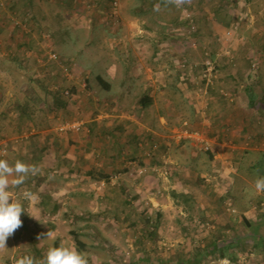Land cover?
<instances>
[{
    "label": "rangeland",
    "instance_id": "obj_1",
    "mask_svg": "<svg viewBox=\"0 0 264 264\" xmlns=\"http://www.w3.org/2000/svg\"><path fill=\"white\" fill-rule=\"evenodd\" d=\"M118 1V6L112 10L111 0H59L54 17V47L51 26H37L36 31L33 28L27 31L36 19L33 12L40 7L36 0L33 1L36 10L31 9L24 15L11 12L9 7L10 20L6 25L1 20L8 0H0V107L10 106L12 110V105L20 98L26 110L41 111L44 106L54 104L56 97L51 94L55 88L69 90L65 97L78 106L77 114L74 118L65 109L56 120L57 133H64L60 127L68 120L79 121L82 125L79 130H65L67 133L85 130L89 116L93 115L91 111L88 113L91 108L87 110L90 106L86 105L90 96L87 74L92 59L103 56L106 60L112 51L106 46L108 40L116 44L120 34L114 32L110 39L103 41L105 45L96 44L90 52L88 47L90 54L86 58L74 55L66 38L70 37L68 27L74 28L69 15L74 9L80 10L77 11L79 17L75 16L74 20L75 25L82 24L80 30L83 31L74 33L80 43L91 36L84 32L88 24L96 28L106 26V31L118 25L121 29L128 26L131 32L133 28L146 30L129 34L135 47L143 52V60L152 61L143 68L139 66V70L146 75L150 67L157 72L158 78H167V85L157 81L158 90L163 91L158 96L162 102L158 110L166 120L157 117V125L152 123V118L156 117L154 108L148 113H138L141 115L139 123L147 126L145 133L151 132L148 127L154 126L149 142L144 140L138 144L127 137L125 144L120 143L115 150L110 146L109 150L113 149L110 158H114L107 161L102 159V152L93 151L85 141L66 147L56 142V160L51 150L48 155L52 154L45 160L46 167L40 163L39 176L30 177L20 188L10 189L13 198L22 199L24 191L32 193L39 183L56 187V198L45 195L44 207L37 210L32 207L38 219L29 215V200H23L27 211L21 214L22 226L8 237L7 248L0 250V264H15L16 259L25 254L41 259L49 246L61 242L84 253L88 264H131L140 257L142 248L149 250L153 262L160 256L167 262L169 259V264H178V258L186 256V245L198 241L204 246L213 232L218 239L240 234L246 241L244 248H231L239 254V264H264L263 250L258 254L249 251L252 235H264V199L259 201L264 192L258 193L254 187L255 180L264 176V111L255 104L249 107L246 98L245 107L252 120L247 123L249 127L242 140L223 144L212 142V147L205 150L194 139L179 137L184 128L207 133L200 122L196 125L202 118L196 115V107L186 102L181 85L177 86L180 82L189 84L194 95L202 101L201 110H208L209 96L217 89L218 94L228 97L230 83L224 85L221 81L225 80V74L230 80L232 70L242 72L239 85L254 82L255 89L264 91V0H191L181 8L166 5L163 0ZM157 6L159 11H154ZM227 20L230 25H225ZM11 24L13 28L23 29L22 37L34 38L38 48L26 46L25 41L23 47H4V42L8 41L4 29ZM103 34L102 38L108 37L107 32ZM16 40L13 38L12 42L15 44ZM70 52L73 54H68ZM51 53H56L57 59L48 60ZM112 53L122 59L118 49ZM63 54L70 58H62ZM207 60L216 66V75L208 85L203 77ZM96 67L100 68L93 65ZM191 77L195 79L191 81ZM137 98L131 97L127 105H132ZM123 115L134 114L126 112ZM248 134L255 138L254 142ZM14 135V130L0 129V148L6 149L0 159L10 164L17 159L34 164L30 160L36 158L37 150H42L40 145L27 144ZM90 151L96 160L87 178L84 175L90 170V164L87 166L89 159L85 155ZM74 154L82 156L81 166L78 162L74 164ZM54 161L56 166L53 167ZM258 162L260 165H255ZM175 192L188 197H174ZM243 215L252 222V227L246 226ZM156 219L160 221L156 237L140 243V229L151 228ZM49 231L51 235L47 237ZM208 263L231 264V261L210 258Z\"/></svg>",
    "mask_w": 264,
    "mask_h": 264
},
{
    "label": "crops",
    "instance_id": "obj_2",
    "mask_svg": "<svg viewBox=\"0 0 264 264\" xmlns=\"http://www.w3.org/2000/svg\"><path fill=\"white\" fill-rule=\"evenodd\" d=\"M33 1L35 0H8L7 7H5V12H8H6L7 14L3 12L1 21H5L6 25L8 20H10L8 19L10 9L9 7L12 9L11 12L21 15H24L25 12L31 11V9L36 10ZM36 1L40 6L38 10H34L35 12H33V15H36V23H34V20L33 23L29 24L27 31L32 28L36 31L37 26H43L46 28L51 26L52 32L50 38H52V42L55 44L54 47H56V21L54 20V17L56 16V3L58 4L59 0ZM74 1L76 2L77 0ZM110 9L114 10L113 7H110ZM73 11V14L75 15H69L73 18H71V25L74 28H71V26L68 27L70 28L68 30L70 37L66 38L68 41V48L70 47V50L74 52V55H79V57L82 56L84 58L88 57L92 46H95L96 44H100L101 46L105 45L103 41L105 40L106 42L108 38H111V35L116 32L117 35L120 34L116 44H114V41L108 40V44H106V46L111 47L112 51L118 49L119 53L122 55V59L120 60L112 53V51L109 52V54L105 57L107 58L106 60H103V56L93 57L90 66L91 69L89 74H87V85L90 89V96L87 98V103L85 102L86 105L88 104V106H90L87 107V110L88 108H91V110H88V113L91 111V113L93 112V115L89 116L87 127L83 132H81L82 134L80 132L67 133L66 131H64V133H57L56 123L60 119V116L65 109L70 112L71 116L73 115V117L77 114L78 106L72 103L70 98H66L65 96L62 100L64 105L56 103L55 99V101L53 100L54 104L50 105L48 103L49 105H43L44 107L41 111L37 109L26 110V107H21L23 101L20 98L14 102L12 105V110L10 106L0 107V129L8 130L9 132L14 130L16 133L14 137L16 139L20 137L21 140H24L27 144L30 143L34 145H40L42 150H37V152H35L36 158L30 160L34 161V164L38 165L39 167H41L40 163H42L43 167L45 166V160L52 154L51 153L48 155L51 150H53L51 152H53L54 159L56 160V142H59L61 145L66 147L69 144L77 145L78 142L82 143L81 141H85V143L90 148H92L93 151L103 153H101L103 155L101 157L104 159V161L110 160L111 158H114H110V152L113 149L115 150V147H117L120 143L125 144L124 140H126L127 137L133 138L136 143L141 144L144 140L149 142L148 138L150 139L154 135V126L148 127L149 131L151 132L148 134L145 133L144 130L147 126L146 124L139 123L141 115H138V113H148L151 111V108H154L156 110V113H154L156 117L152 118V123L154 122V124L157 125V117L160 118V120H166V118L159 112L160 110H158L161 107L160 105H162V102L158 99V96L159 94L163 93V91L158 90L159 85L157 81H160V83H163L164 81V85H167V78H158V75H156L157 72H155L153 68L150 67L146 69V75L142 74V71L139 70V66L143 68L144 65L151 64L152 61L150 59L149 61L143 60V52L140 53V48L135 47V43L130 40L132 38L129 36L130 33L134 35V33L137 34L146 30H134L133 28V32H131L129 31V28L127 29L128 26L125 29H121V26L118 25L117 28L111 27V29L106 31V26H104V28H101L100 26L96 28V26L94 27L88 24L87 29L84 27V29H86L84 32H89L91 36L89 37L88 41L86 40L83 43H80L74 34L75 32L83 31L80 30L82 24L75 25L74 23L75 18L79 17L80 14L77 11L80 10L74 9ZM16 29V27L13 28L12 24L4 29L6 34L5 37L8 40L7 42H4V47L7 46L13 49L16 48L17 45L23 47L24 45H22V42L25 41L26 46L38 48V45H35L34 38L28 39V36L24 38L21 36L23 29ZM106 32L108 37L104 36L102 38L101 33L105 34ZM148 32L150 33V30H148ZM13 38L17 40L19 39V42L16 40L14 44L12 42ZM77 42L78 45H75ZM138 45H140V43ZM88 47L89 52L87 51ZM73 52L68 54L72 55ZM66 55L67 54H63L61 56L64 59H69L70 57H67ZM153 64L155 65V63ZM93 65H99L100 68H93ZM119 66H121V68ZM240 74H242V72L240 73V70H232V72L229 74L230 80L227 79L229 77L228 74L223 75L226 77V81L223 79L221 83H225L224 85H226V83H230V85L227 87L231 90L227 91L228 94L226 95L228 97L224 96L223 94H218V89L215 90L213 94L209 96L211 100H209L210 105L208 110H201L202 105H200V103L202 104V101L199 100L198 96L194 95L195 91L188 87L189 84L182 82L177 83L178 87L181 85L182 94L186 99V102L192 106L194 105L197 110L196 115L202 118V122L198 120V124L196 122V125H199L200 122V127L202 126L201 128L205 130L207 136L211 139L213 144H223L225 142L233 141L240 142L244 137V131L247 127H249L247 123L252 120L250 115L247 114L248 111L245 107L246 98L249 103L248 106L251 107V97L249 96L247 85H239L240 80L243 78V75ZM249 74L250 73L248 72L247 77H249ZM192 79H195V77L190 78L191 81ZM245 80H247V78ZM255 82L257 83L258 81L256 80ZM219 83L220 81L217 80L216 84L219 85ZM252 85H254V82ZM242 86L243 89H241ZM254 86L252 88L253 96L255 98L254 104L255 106L261 107L262 111H264V91H258ZM221 90L223 91V88ZM11 95L13 96V94ZM53 96L56 95L52 93L51 97ZM135 96H138L137 100L134 101L132 105L128 106L127 103H129L131 97ZM143 98H149L147 100V102H149L147 106H144L140 102V100ZM99 112L100 115H97ZM121 112L122 114H120ZM126 112H131L134 115L125 117L123 114ZM136 116L138 117L136 118ZM134 120L136 122H134ZM158 124L160 125V123ZM27 132H30L31 136ZM32 134L34 135L32 136ZM248 137L252 139V142L255 141V138L252 135L248 134ZM110 146L113 148L112 150H109ZM123 152H125V149H123ZM128 152L129 151H127V153ZM73 157L75 161L74 164L76 165V162H78V165L81 166L82 156L74 154ZM115 157H117L116 154ZM122 157L124 158L125 156ZM132 157H134V155ZM85 158L89 159L88 164L87 160L85 162L87 166L90 164V170H88L84 176L90 178L92 172L91 168H93L94 163L93 161H95L96 158L92 155V151H90V153H86ZM54 162L52 163L53 167L56 166V161ZM39 175L40 174H38V176ZM32 177L35 178V176ZM34 189L35 191L32 192V199L28 202L31 211L30 215H36L35 217H38V214L32 211V207L34 206V209L36 210L44 207L45 195H52V197L55 199L56 187L52 188V186H43L38 183L36 186H34ZM35 203H38V205ZM41 203H43V205L39 206Z\"/></svg>",
    "mask_w": 264,
    "mask_h": 264
},
{
    "label": "clouds",
    "instance_id": "obj_3",
    "mask_svg": "<svg viewBox=\"0 0 264 264\" xmlns=\"http://www.w3.org/2000/svg\"><path fill=\"white\" fill-rule=\"evenodd\" d=\"M163 2L181 8L190 4L191 0H163ZM154 11H159V6L155 7ZM41 172V168L36 164H28L19 159L10 164L8 160L0 159V250L7 248L8 237L22 226L20 217L22 212L27 211L23 200L32 199V193L28 191L23 192L22 199L13 198L10 189L20 188L30 177ZM254 187L258 193L264 192V176L255 180ZM50 235L49 231L47 237ZM15 264H88V260L84 253L61 242L59 245L49 246L41 259L25 254L16 259Z\"/></svg>",
    "mask_w": 264,
    "mask_h": 264
},
{
    "label": "trees",
    "instance_id": "obj_4",
    "mask_svg": "<svg viewBox=\"0 0 264 264\" xmlns=\"http://www.w3.org/2000/svg\"><path fill=\"white\" fill-rule=\"evenodd\" d=\"M114 1V0H111ZM225 25H230L231 22L230 20H227L224 22ZM253 86L254 85H247V90L249 92V96L251 97V104H254V96H253ZM54 89V88H53ZM57 92V93H56ZM53 93L56 95L55 99H56V103L59 104H63L62 100L65 96L64 94V90L63 89H59V90H55L53 91ZM149 98H143L140 100V102L144 105L147 106L149 102H147ZM64 105V104H63ZM22 106L25 108L24 104H22ZM21 106V107H22ZM209 154L211 157H213V154L211 151H209ZM255 165H260L259 162L258 164L256 163ZM179 196V195H185V194H179L176 193L174 194L175 196ZM185 197H188L187 195H185ZM262 199H259V201L263 200L264 197H261ZM245 224L247 227H252V222L247 218L246 215L242 216ZM159 219H156L153 222V225L151 226V228H147L144 231L142 229H140V238H139V242L140 243H144L145 239H154L157 235V232L159 230ZM226 237H223L221 239H218L216 233L213 232V235L211 236L212 238L206 243V245H201L198 241H192L190 242V245H186V249H187V253L186 256H181L178 258V264H210L208 263V259L210 258H218V259H223V258H229V261H231V264H239L240 261H238V253L235 251L233 252L231 250V248H235V247H240V248H244V246H246V241H243L242 237L240 234H238L235 237H230L228 235H225ZM252 242L250 244V248L249 251L258 254L259 252H261L262 250L264 251V235L263 234H253L252 235ZM248 241V240H247ZM249 242V241H248ZM79 243V240H78ZM250 243V242H249ZM262 248V249H261ZM142 254L140 255L139 258H137L136 260H132L131 264H137V263H141V264H169L170 260L168 259L169 262H167V260L160 258V256H156L155 262H153V257H151L149 255V250L146 248H142Z\"/></svg>",
    "mask_w": 264,
    "mask_h": 264
},
{
    "label": "built area",
    "instance_id": "obj_5",
    "mask_svg": "<svg viewBox=\"0 0 264 264\" xmlns=\"http://www.w3.org/2000/svg\"><path fill=\"white\" fill-rule=\"evenodd\" d=\"M118 0H114L112 2V7L116 8L118 6ZM54 60L57 59V55L56 53H51L48 56V60ZM205 67H204V71H203V77L205 78V80L207 81V85L211 84L213 82V79L216 75V66L213 65L211 60H207V62H205ZM254 65H257L256 63H254ZM56 89V88H55ZM69 90H64V94L68 93ZM67 94H65V96H67ZM81 122L79 121H66L65 123L62 124V126L60 127V130L65 131L68 129H76L79 130L81 128ZM179 137L182 138H191L194 139L196 141L197 144L200 145L201 148L205 149V150H209L212 147V141L211 139L203 132L199 131V130H190L188 128H184L180 131L179 133ZM6 151L5 148H0V154H4Z\"/></svg>",
    "mask_w": 264,
    "mask_h": 264
}]
</instances>
